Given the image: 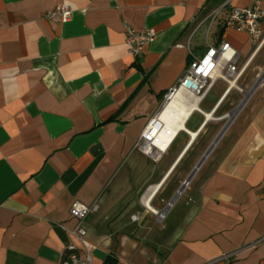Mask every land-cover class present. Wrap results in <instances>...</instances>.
Here are the masks:
<instances>
[{
	"label": "crops",
	"instance_id": "1",
	"mask_svg": "<svg viewBox=\"0 0 264 264\" xmlns=\"http://www.w3.org/2000/svg\"><path fill=\"white\" fill-rule=\"evenodd\" d=\"M254 2L0 0V264H61L68 245L80 247L71 233L74 201L95 206L81 224L96 246L91 264L108 257L114 264H264V79L164 224L139 235L116 215L98 214L114 181L148 159L136 144L193 58L229 43L242 73L254 72L244 88L264 70V59L255 62L264 56V17L259 46L224 25L231 8ZM61 4L71 9L69 22L43 18ZM143 30L156 37L133 57L127 33ZM234 89L217 80L199 98L185 122L195 139L225 124L237 102L219 112ZM183 133L189 138L180 131L161 154H174L161 187L195 141L179 145Z\"/></svg>",
	"mask_w": 264,
	"mask_h": 264
},
{
	"label": "built area",
	"instance_id": "2",
	"mask_svg": "<svg viewBox=\"0 0 264 264\" xmlns=\"http://www.w3.org/2000/svg\"><path fill=\"white\" fill-rule=\"evenodd\" d=\"M221 9L212 12L209 18L213 21ZM264 17L260 7V1L255 2L247 8H231L226 16L224 25L227 28L247 34L256 46L262 43L259 21ZM43 18L48 22L65 24L70 21L71 9L65 4L56 6L53 10L45 12ZM156 37L152 30L140 32L129 31L127 33L126 48L133 57H138L145 51L147 45ZM238 53L229 43L218 46H209L205 53L199 58H193L187 65L176 86L170 88L164 96V102L158 113L146 124L136 144V150L149 158H159L162 154L156 146V138L162 130L159 113L164 109L179 92H187L198 98L203 97L217 80L225 82L227 90L233 82L236 87L242 69L237 67ZM189 183L179 182L183 191L190 190ZM182 191V192H183ZM95 206H87L81 202L74 201L69 207V214L75 219L76 224L72 235L78 239L80 247L68 245L65 248L61 264H91V254L96 249L95 244L86 240V232L81 227L82 222L93 211ZM135 220V217L133 218Z\"/></svg>",
	"mask_w": 264,
	"mask_h": 264
},
{
	"label": "rangeland",
	"instance_id": "3",
	"mask_svg": "<svg viewBox=\"0 0 264 264\" xmlns=\"http://www.w3.org/2000/svg\"><path fill=\"white\" fill-rule=\"evenodd\" d=\"M262 59H264V56L260 54L256 58L255 62L256 63L261 62ZM253 74L254 72H252V69H248L245 72H243L242 75H240L234 91L229 95L228 99L225 101L223 107L219 112V115H222V113L226 109H228V105L230 103L234 104L237 102L238 104L239 103L238 101H241L242 92L248 90L253 85L252 84L249 88H244L250 82V79L254 77ZM256 79L257 78H255V80ZM216 90L217 89L215 88L212 92H216ZM235 106H232V108H234ZM222 127L215 126L214 128H212V130L208 129L206 130L204 135H201L200 137L195 139L193 145H191L188 152H186L183 156L181 162V164L183 165L181 166V168L176 172L172 173L170 177L166 180L165 184L162 185V187L157 191V195L152 201L151 207L154 208L156 211L163 213L162 219H159L156 215H153L151 212L147 211L139 203V200L149 187H152L157 183H159L163 166L170 163L174 154L161 155L157 159L149 158V157L146 160L138 159V161L135 164H133L131 169L123 173V175L117 178L112 184V186L109 187L104 197L106 203L105 205H103L101 209H99L98 207L99 209L98 214L105 217L103 212H106L108 218L112 217L113 215L114 216L116 215V217L120 219V220L118 219L120 221L119 222L120 225L124 224L125 226L135 227V234L137 233L139 235L143 233L144 227H147L148 225H152V226L156 225L160 227L162 224H164L166 213L169 212L170 210L169 208L166 211L164 202L162 201L166 198H170L172 195L175 194V192L180 187L179 182H183V180L186 178L188 173L191 171V169L194 167V165L203 155L204 152H200L198 150L203 148L206 142L212 139L214 134L217 135ZM186 140L188 142L190 140V137L188 138L185 135L183 139L181 138V142L179 143V145H182V143ZM216 152L217 151L215 149L211 151V153L206 158V160L204 161L203 165L201 166L198 172L204 170V168L208 166V164L211 161L214 160ZM153 165H155L156 168L151 167ZM192 186H193V180L189 184L190 190L185 189L180 194V196H178V199H183L187 195H190V193L192 192ZM177 206H178V202H176V204L171 210H174L175 207ZM134 217L135 220H133ZM149 218H151V220H149Z\"/></svg>",
	"mask_w": 264,
	"mask_h": 264
},
{
	"label": "bare ground",
	"instance_id": "4",
	"mask_svg": "<svg viewBox=\"0 0 264 264\" xmlns=\"http://www.w3.org/2000/svg\"><path fill=\"white\" fill-rule=\"evenodd\" d=\"M234 86L235 84L231 82L230 88ZM198 101L197 96L181 91L161 110L159 119L162 123V130L157 135L155 146L162 153L168 149L180 131L186 132L191 140L195 139L197 132L188 131L185 128V122L192 112L197 109ZM206 117L209 118L208 115ZM191 140H189L190 143ZM160 187V184L149 187L142 195L140 202L147 211L162 219L163 213L151 207V201Z\"/></svg>",
	"mask_w": 264,
	"mask_h": 264
},
{
	"label": "water",
	"instance_id": "5",
	"mask_svg": "<svg viewBox=\"0 0 264 264\" xmlns=\"http://www.w3.org/2000/svg\"><path fill=\"white\" fill-rule=\"evenodd\" d=\"M264 79V70L261 72V74L257 77L253 85L246 91L242 92V99L241 101L230 111L226 114L227 121L223 125V127L220 129L218 134L215 136L213 141L210 143V145L207 147L206 151L203 153V155L200 157V159L197 161V163L194 165V167L191 169L189 174L184 179L185 183H189L192 181L194 175L199 170V168L202 166L206 158L209 156L215 145L219 142V140L224 135L225 131L227 130L228 126L232 122V120L236 117V115L239 113V111L242 109V107L245 105L249 97L253 94V92L256 90V88L259 86V84ZM183 188L179 187L178 190L175 192L173 197L170 199L166 206V210L170 208V206L175 202V200L180 196L182 193Z\"/></svg>",
	"mask_w": 264,
	"mask_h": 264
},
{
	"label": "trees",
	"instance_id": "6",
	"mask_svg": "<svg viewBox=\"0 0 264 264\" xmlns=\"http://www.w3.org/2000/svg\"><path fill=\"white\" fill-rule=\"evenodd\" d=\"M174 140H175V139H174ZM174 140H173V141H174ZM104 264H114V260H113L112 258L108 257V258L106 259V261H105Z\"/></svg>",
	"mask_w": 264,
	"mask_h": 264
}]
</instances>
